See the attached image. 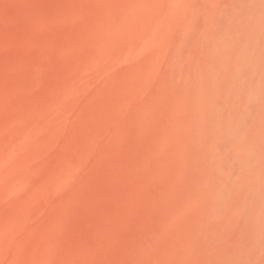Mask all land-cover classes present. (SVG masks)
<instances>
[{"label": "rangeland", "instance_id": "rangeland-1", "mask_svg": "<svg viewBox=\"0 0 264 264\" xmlns=\"http://www.w3.org/2000/svg\"><path fill=\"white\" fill-rule=\"evenodd\" d=\"M263 151L264 0H0V264H264Z\"/></svg>", "mask_w": 264, "mask_h": 264}, {"label": "bare ground", "instance_id": "bare-ground-1", "mask_svg": "<svg viewBox=\"0 0 264 264\" xmlns=\"http://www.w3.org/2000/svg\"><path fill=\"white\" fill-rule=\"evenodd\" d=\"M262 82H263V80H262ZM257 86H259V85H257ZM257 88L259 89V87H257ZM249 91L252 93L256 92V90L252 86L249 87ZM241 111L242 112H240L237 116L228 117L226 119L225 123H222L220 125L219 131H218V136H219V138H222L223 141H225L224 143L226 144L227 149H228L227 152L232 153L234 156V158L230 164L231 165H233V164L237 165L238 164V166L241 165L242 167L243 166L248 167V165H250V163H251V161H250L251 157L255 155L256 148H255L254 143L251 142L250 139L245 138L246 137L245 136L246 131L245 130H244L245 132L243 131V129L245 128L244 124L246 122L245 119L247 116L246 112L248 111L247 106L242 108ZM241 131H243L244 133H242ZM242 134H244L243 138H245L246 141H248V142L241 143V144L236 143L235 139L242 137ZM260 157L264 160V151L262 152ZM259 164L260 165H258L257 167L264 169V162H260ZM262 185H264V182ZM257 215H258V213H257ZM249 235H251V234L249 233Z\"/></svg>", "mask_w": 264, "mask_h": 264}]
</instances>
